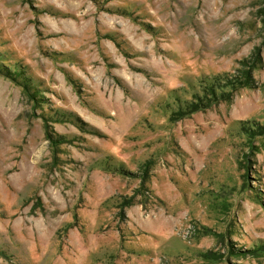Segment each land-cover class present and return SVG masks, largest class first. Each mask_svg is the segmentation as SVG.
<instances>
[{
	"label": "rangeland",
	"instance_id": "obj_1",
	"mask_svg": "<svg viewBox=\"0 0 264 264\" xmlns=\"http://www.w3.org/2000/svg\"><path fill=\"white\" fill-rule=\"evenodd\" d=\"M0 264H264V0H0Z\"/></svg>",
	"mask_w": 264,
	"mask_h": 264
},
{
	"label": "trees",
	"instance_id": "obj_2",
	"mask_svg": "<svg viewBox=\"0 0 264 264\" xmlns=\"http://www.w3.org/2000/svg\"><path fill=\"white\" fill-rule=\"evenodd\" d=\"M248 75L249 74H247V79H245V80H243V79L231 80V83H229V84L232 85L236 82L238 86L239 85L244 86L246 84L249 85V84H251V80H250V75L249 76ZM206 84H207V88L205 90L208 94V97L205 95V96H202V98L197 97L198 100L196 98H194L191 102H187V106L185 107V109L181 110L183 115L190 114V113L198 111V110L207 109L208 107L212 106V104H214L215 102L220 101L222 98H224V96L223 97L218 96L219 94H217L216 91H218V88L220 86L223 87L225 85H228L227 82L222 81L221 79L215 78L212 82H210L209 84L208 83H206ZM234 85L236 86V84H234ZM224 91L226 92V90H224ZM228 91L229 90H227V94H228ZM225 92H224V94H225ZM209 97L211 99H209ZM204 98L206 99L205 101H204ZM181 111H180V114H181Z\"/></svg>",
	"mask_w": 264,
	"mask_h": 264
}]
</instances>
